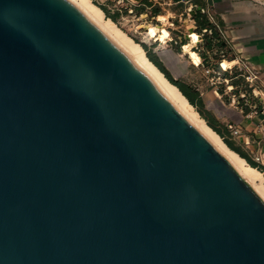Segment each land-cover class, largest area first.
<instances>
[{
    "label": "water",
    "instance_id": "95a60500",
    "mask_svg": "<svg viewBox=\"0 0 264 264\" xmlns=\"http://www.w3.org/2000/svg\"><path fill=\"white\" fill-rule=\"evenodd\" d=\"M0 264H264L263 199L72 0H0Z\"/></svg>",
    "mask_w": 264,
    "mask_h": 264
},
{
    "label": "rangeland",
    "instance_id": "374dc122",
    "mask_svg": "<svg viewBox=\"0 0 264 264\" xmlns=\"http://www.w3.org/2000/svg\"><path fill=\"white\" fill-rule=\"evenodd\" d=\"M92 2L99 8H105L111 16L117 17L115 23L118 27L156 55L175 80L198 89L204 99L205 110L218 121L225 139L253 160L254 157L250 156L253 155L251 149L237 139L238 136L230 131L229 125L234 121L240 126L244 117L249 115L253 117L250 119L252 123H261L264 120V96H261L263 92L257 89L255 95L260 97L254 98V87H251L253 90L250 88L251 75L242 61L238 67L229 68L230 60H238L230 50L217 46L211 51L208 50L210 38L207 35L200 38L201 32L195 30L196 20L193 14L187 15L192 3H179L176 0H92ZM138 4L141 5L138 8L133 6ZM132 9L138 10L139 14L136 11L132 14ZM140 12L143 13L142 16ZM105 16L108 18L107 13ZM220 40L224 41L222 37ZM184 42L188 43L183 45ZM192 42L195 44L192 45ZM194 48H198L197 50L206 58L204 65ZM191 55L202 60V64L192 61ZM259 84L261 85V82ZM244 94L247 99L242 98ZM242 132H245V128ZM258 137L262 148L264 138L261 134H258ZM223 141L225 142L224 139ZM254 161L262 167L259 171L264 176V166L255 159Z\"/></svg>",
    "mask_w": 264,
    "mask_h": 264
},
{
    "label": "crops",
    "instance_id": "0c3cea01",
    "mask_svg": "<svg viewBox=\"0 0 264 264\" xmlns=\"http://www.w3.org/2000/svg\"><path fill=\"white\" fill-rule=\"evenodd\" d=\"M193 1H198L199 6L206 1L211 5L216 23L221 29L217 34L224 39V49L230 50L239 61L255 69L264 83V0ZM247 117L240 122V126L234 121L230 125L240 127L237 139L251 149L253 155L250 156L254 157L253 160L260 158L256 161L264 166V144L261 148V140L258 137V134H261L264 138V120L257 124L250 121L253 118L250 115L247 122ZM244 128L245 134L242 132Z\"/></svg>",
    "mask_w": 264,
    "mask_h": 264
},
{
    "label": "bare ground",
    "instance_id": "6f19581e",
    "mask_svg": "<svg viewBox=\"0 0 264 264\" xmlns=\"http://www.w3.org/2000/svg\"><path fill=\"white\" fill-rule=\"evenodd\" d=\"M76 3L97 25H99L108 36L116 42L157 84L161 91L173 103V105L188 119L209 142L226 158L241 177L254 189L264 201V176L256 168L250 166L248 162L235 151L230 149L223 139L209 127L207 122L200 116L182 92L173 85L165 75L149 60L144 48L131 38L127 33L118 27L111 19L106 18L104 11L95 5L92 0H72ZM153 26V25H152ZM147 30V29H146ZM195 42H192L194 45ZM190 59L197 64H202V60L191 55ZM229 68L238 67L239 60H230ZM253 93L258 89L262 92L253 80ZM264 94L261 93V96Z\"/></svg>",
    "mask_w": 264,
    "mask_h": 264
},
{
    "label": "trees",
    "instance_id": "16d2710c",
    "mask_svg": "<svg viewBox=\"0 0 264 264\" xmlns=\"http://www.w3.org/2000/svg\"><path fill=\"white\" fill-rule=\"evenodd\" d=\"M179 3H183L182 1H188V0H176ZM195 5H198V1L194 2ZM105 13H107V17L112 19L114 22H116L117 17L111 16L110 13L105 9L101 8ZM143 14L142 12H140ZM195 19L198 24V29L196 32L200 33L202 29H204L207 24L204 22V18L198 13L195 16ZM210 29H212L213 35H207L210 38V41H208V50H213V47L217 46L221 49L225 48L224 41L220 40V37L218 36L217 32L213 29L211 25H208ZM216 41V42H215ZM188 42H184V44H187ZM143 48L146 51V55L151 60V62L165 75V77L173 84L175 85L182 94L188 99V101L191 103V105L197 110V112L201 115V117L207 122L210 128H212L221 138L225 140V143L227 146L230 147L233 151H235L237 154H239L242 158H244L248 164L258 170L261 171L262 167L258 165L254 160L250 159L247 155L240 152L237 148L233 146L232 143H230L227 139H225L224 132L219 127L218 121L211 115L210 112L205 110V102L204 99L199 92L198 89L194 88L192 85H189L183 81L175 80L170 73L165 69L162 62L158 60V57L154 54H152L149 49L146 46H143ZM198 49V48H197ZM194 48V50L200 55V57L204 62L206 61V58L197 50ZM235 87V85H233Z\"/></svg>",
    "mask_w": 264,
    "mask_h": 264
},
{
    "label": "built area",
    "instance_id": "2783aa9c",
    "mask_svg": "<svg viewBox=\"0 0 264 264\" xmlns=\"http://www.w3.org/2000/svg\"><path fill=\"white\" fill-rule=\"evenodd\" d=\"M194 1L193 0H190L189 2L187 3H192L190 5V8L188 9V13L187 15H190V13H193V11H196L198 8H201L200 12H198L203 18H204V22L205 24H207V26L202 29L201 31V35L199 36L200 38L203 37V36H206V35H213L212 33V29H210L208 27V25H211L213 27V29L218 32L220 31V26L216 23V20H215V15H214V12H213V9L211 7V5L206 1V3L204 4H201L200 6L199 5H195L193 3ZM135 6V8H138L139 6L141 5H133ZM137 12L138 10H134L132 9L131 10V13L134 14V12ZM138 13V12H137ZM197 13V14H198ZM139 14V13H138ZM143 14H140V16H142ZM196 16V15H195ZM195 18V17H194ZM196 20V19H195ZM196 26L195 30L198 29V24H197V21L195 22L194 24ZM244 65L247 67V69L249 70L250 72V75H251V85H250V88L252 86V82L253 80L256 81V84H257V87L263 92L264 94V83L262 82V80L260 79L259 77V73L253 69L251 66H249L248 64L244 63ZM235 68V67H234ZM259 82H261V85L259 84ZM252 89V88H251ZM253 90V89H252ZM254 95V98H257V97H260V96H257L253 93ZM264 96V95H263ZM242 98L243 99H247L246 95H242ZM264 109V108H263ZM240 128V127H239ZM230 131L235 135V136H238L239 135V132H240V129H238V127H234L232 125H230L229 127ZM257 161L260 160V158H256Z\"/></svg>",
    "mask_w": 264,
    "mask_h": 264
}]
</instances>
